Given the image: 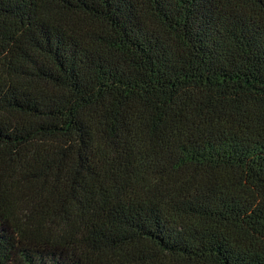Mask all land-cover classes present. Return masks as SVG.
Segmentation results:
<instances>
[{"label":"trees","instance_id":"trees-1","mask_svg":"<svg viewBox=\"0 0 264 264\" xmlns=\"http://www.w3.org/2000/svg\"><path fill=\"white\" fill-rule=\"evenodd\" d=\"M0 264H264V0H0Z\"/></svg>","mask_w":264,"mask_h":264}]
</instances>
